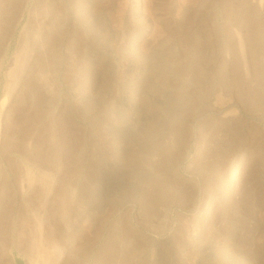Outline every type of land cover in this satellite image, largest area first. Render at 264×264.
I'll return each instance as SVG.
<instances>
[{"label": "rangeland", "instance_id": "rangeland-1", "mask_svg": "<svg viewBox=\"0 0 264 264\" xmlns=\"http://www.w3.org/2000/svg\"><path fill=\"white\" fill-rule=\"evenodd\" d=\"M5 97L0 264H264V0H0Z\"/></svg>", "mask_w": 264, "mask_h": 264}, {"label": "bare ground", "instance_id": "bare-ground-1", "mask_svg": "<svg viewBox=\"0 0 264 264\" xmlns=\"http://www.w3.org/2000/svg\"><path fill=\"white\" fill-rule=\"evenodd\" d=\"M48 3V2H47ZM57 5V4H56ZM56 7V6H55ZM54 9V8H53ZM47 15V14H46ZM68 29V28H67ZM56 33V32H55ZM42 48H44V47H42ZM46 52V55H44V56H46V58H47V56L48 55H50V53L48 54V52H49V48L47 49V48H45L44 49V51H43V53H45ZM48 60V59H47ZM49 65V64H48ZM45 74V73H44ZM33 75V74H32ZM42 78V77H41ZM18 84H14V86L12 87V89H10V90H14L15 89V86H17ZM11 93V92H10ZM7 97H5L4 99H3V101H2V103H1V105H0V109H1V111L5 108V106H6V102H7ZM1 111H0V114H1ZM54 163V162H53ZM63 165V164H62ZM36 167H38V166H36ZM15 170V169H14ZM45 170V169H44ZM59 170V169H58ZM57 170V171H58ZM18 172V171H17ZM58 174V173H57ZM66 177V176H65ZM44 179V178H43ZM71 180V179H70ZM61 181V180H60ZM69 182V181H68ZM53 183V182H52ZM55 184L54 185H57L56 187L57 188H59V193L57 192V196H55V197H52L51 196V193L53 192V190H54V188H49V189H47L46 191H45V194L42 196V197H39V195H37L36 196V194H35V196L36 197H38V199H39V201L37 202V204H36V209H35V211H38V210H40L41 212H43V216H39L38 217V223L40 224V225H46V224H49V229H47V231H45L42 235H41V237H42V244H43V247H44V251H42L43 253L47 250L48 252L49 251H55V253L58 251V253H57V261L60 259V257L62 256V255H64L63 254V252H64V250L62 251V250H59V248H58V244L60 243V241H61V239H65L64 237H66V236H64L63 238H60V236H61V234H59L58 232L59 231H55L54 230V228H51V225H53V224H60V223H62V222H60L59 221V219H58V217H57V212H59L58 210L59 209H61V208H59L58 209V206L57 205H59V203L58 204H56V199H57V197H58V194L60 195V192H62L63 190H65L66 188L69 190V189H71V188H69V185H67V184H69V183H67V184H63V182H59L58 183V181H55L54 182ZM56 183H58V184H56ZM60 189H62V191H60ZM55 191V190H54ZM37 193V192H36ZM60 198V197H59ZM31 200V199H30ZM61 201V200H60ZM36 202V201H35ZM27 203V202H26ZM20 210V209H19ZM40 212V213H41ZM62 212V211H61ZM19 213H20V211H19ZM40 213H38L39 215H40ZM38 214H37V216H38ZM19 215H21V214H19ZM23 215V214H22ZM21 217V216H20ZM23 218L24 217H22V221H23ZM4 219V218H3ZM4 220H6V218L4 219ZM20 221V223H21V219L19 220ZM6 222V221H5ZM8 222H9V220H8ZM18 222V221H17ZM24 222V221H23ZM64 222V221H63ZM19 223V222H18ZM12 224V223H11ZM10 224V225H11ZM9 225V226H10ZM13 225H15V222H14V224ZM12 226V225H11ZM10 226V227H11ZM17 226H19V224H17ZM16 225H15V228L17 227ZM68 226V225H67ZM7 227L8 226H6V224L4 223V221L2 220V218L0 219V254L1 253H6L7 254V247L5 246L6 245V241H7V237H8V234H9V232H8V229H7ZM57 227V226H56ZM59 227H61V226H59ZM58 227V228H59ZM63 227V226H62ZM66 227V226H65ZM68 228V227H67ZM18 230V231H17ZM13 231V230H12ZM14 231L16 232L17 231V236L21 239L22 238V236H21V234L23 233V232H21V233H19L20 232V228H17L16 230L14 229ZM66 233V232H65ZM64 233V234H65ZM14 234H16V233H14ZM60 236H59V235ZM10 235H11V232H10ZM67 235V234H66ZM14 236H16V235H14ZM16 236V237H17ZM19 238H18V241H19ZM37 239H38V237H37ZM5 241V242H4ZM8 241H9V239H8ZM5 244H4V243ZM64 243V242H63ZM10 244V243H9ZM13 244V243H12ZM38 244H39V242H38ZM37 244V246H39ZM41 244V245H42ZM62 244V243H61ZM60 244V245H61ZM13 245H15V244H13ZM40 247V246H39ZM42 247V246H41ZM61 247L62 248H64L62 245H61ZM78 248V247H77ZM17 249H19V247L17 246ZM35 249V248H34ZM43 249V248H42ZM58 249V250H57ZM76 250V249H75ZM70 251V250H69ZM66 252V251H65ZM22 253V252H21ZM25 253V252H24ZM50 253H52V252H50ZM71 253V252H70ZM78 254V253H77ZM2 255V254H1ZM8 255H11L10 254V252H9V254ZM51 256V255H50ZM65 256V255H64ZM74 256V255H73ZM5 257V256H4ZM66 257V256H65ZM3 258V256L1 257V259ZM56 259V258H55ZM79 259H81V258H79ZM7 260V259H6ZM11 260V259H10ZM68 260V259H67ZM71 260V259H70ZM72 260H74V262H75V259L73 258ZM71 260V261H72ZM78 260V259H77ZM3 261H5V260H3ZM8 261V260H7ZM12 261V260H11ZM4 263V262H3ZM57 263V262H56ZM66 263H67V261H66ZM2 264V263H1ZM75 264H76V262H75ZM78 264V263H77Z\"/></svg>", "mask_w": 264, "mask_h": 264}]
</instances>
